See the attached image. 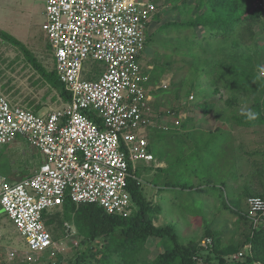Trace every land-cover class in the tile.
<instances>
[{
  "label": "rangeland",
  "instance_id": "obj_1",
  "mask_svg": "<svg viewBox=\"0 0 264 264\" xmlns=\"http://www.w3.org/2000/svg\"><path fill=\"white\" fill-rule=\"evenodd\" d=\"M262 8L264 10V5ZM159 12L161 20L154 24L152 33L167 22L181 20L178 14L169 13L166 6L158 8ZM45 21V0H0V30L21 43L19 47L0 38V93L12 105L25 109H29V102L42 105L39 114L64 105L58 93L50 89L31 66L24 50L30 51L47 71L55 69L54 51L43 30ZM194 32L173 31L162 35L157 31L159 34L154 37V42L147 44L141 64L153 80L148 89V104L154 127L144 130L143 135L155 161L138 162L137 176L152 205L150 214L156 227L174 226L183 245H199L207 238L208 230L221 232L227 244L241 239L239 224H234L236 211L246 213L250 197H264V81L259 74L264 69V22L253 25L254 33L242 30L238 35L240 48L230 44L225 54L214 53L218 47L225 48L222 41H210L209 38L208 42L203 41V30ZM186 37L192 39L190 49L193 45L196 59H199L191 68L184 57L185 51L174 48L177 45L186 50L180 42ZM208 43L212 51H209ZM213 55L217 63L236 67L231 76L233 84L236 83L235 89H227L225 83L219 82L216 85L219 91L214 92L210 76L203 72L207 58ZM196 67L198 73H194ZM152 68H155L153 72ZM102 69L101 63L87 61L84 79L88 71L96 74L91 79H98ZM163 80H171L166 90L160 88ZM243 107L258 113L257 119L247 121L241 115ZM182 108H186V112L181 123L185 117L191 120L185 129L177 130L179 125L174 117ZM29 110L34 111V108ZM161 126L169 130L162 131ZM194 128L197 130H190ZM192 155L197 159L195 166L190 164ZM44 162L43 153L24 139L0 147V174L10 183H14L17 175L35 174ZM160 163L171 168L173 180L178 181L180 171V183L193 189H171L164 185V180L159 182L162 189H156L151 174ZM46 215L55 217V223L48 228L55 252L29 254L25 240L0 209V226L4 234L0 243V264H71L81 254L87 256L88 264H105L101 261L107 238L84 243L73 222H64L61 208L51 209ZM168 243L172 245L170 241ZM163 251V241L150 238L138 259L151 262Z\"/></svg>",
  "mask_w": 264,
  "mask_h": 264
},
{
  "label": "built area",
  "instance_id": "obj_2",
  "mask_svg": "<svg viewBox=\"0 0 264 264\" xmlns=\"http://www.w3.org/2000/svg\"><path fill=\"white\" fill-rule=\"evenodd\" d=\"M156 13L148 0H45L43 30L71 100L39 114L12 105L0 93V147L24 139L45 156L39 170L19 182L0 174V209L29 254H54L45 216L66 200L96 204L121 218L132 215L129 183L142 185L137 163L155 161L143 135L154 121L141 62ZM87 61L103 65L98 79H84ZM259 74L264 81V69ZM170 81L163 80L160 88L168 89ZM178 119L180 126L182 115ZM248 219L253 230L264 229L263 198L248 199ZM3 238L0 226V243ZM243 257L244 252L233 256Z\"/></svg>",
  "mask_w": 264,
  "mask_h": 264
},
{
  "label": "trees",
  "instance_id": "obj_3",
  "mask_svg": "<svg viewBox=\"0 0 264 264\" xmlns=\"http://www.w3.org/2000/svg\"><path fill=\"white\" fill-rule=\"evenodd\" d=\"M152 3L157 7L154 24L161 20L158 8L162 6L168 7L169 13L178 14L181 17L179 21H170L161 25L157 31L162 32V35H164L173 31L180 33L188 30L195 33V30L202 29L203 35L201 40L207 41V38L210 41L220 40L223 46H225L224 49L221 47H218L220 49L216 48L214 53H227L228 45L230 44L232 47L240 48L241 42L238 38L240 32L244 29L252 32L253 25L264 22V10L262 8L264 0H152ZM156 32H153L148 37L147 44L154 42V37L159 34ZM194 35V38L198 39L196 34ZM0 38L15 46H21L18 40L1 30ZM160 38L163 40L162 36ZM181 40V46L186 48V50L178 48L177 45L174 48L178 49V51H185L186 55L184 57L187 60L189 68H191L199 60L195 56L196 50L193 48V45L192 49H190L191 44H193L192 39L186 37ZM24 50L27 56H29L28 61L31 66L39 73L43 81L50 89L58 93L64 103H68L71 100V95L60 81L56 70L47 71L44 66L38 63V60L30 51L25 48ZM212 50V46L209 45V51ZM207 59L203 72L208 73L210 76L214 92L218 93L219 87L217 86L219 82L225 83L227 89H235L236 83L233 84L231 76L235 73L236 67L217 63L218 60H216L215 55ZM220 68L221 70H219ZM154 70L155 68H152L151 72ZM198 70L196 67L194 73H198ZM94 73L93 71H88L86 79L96 80L91 79L96 75ZM146 74L149 77L147 86L151 87L150 85L153 84L152 77L148 73ZM230 101L231 99L228 102ZM27 107L29 109L34 108L33 112L35 113H39L42 109V105H35L34 102L27 103ZM184 112H186V108L178 110L174 118L178 119ZM205 112L208 113L207 110ZM190 120L187 117L176 129H185ZM192 156L194 157V155ZM190 160H192L191 165L194 161H197L196 157L190 158ZM177 163H180L179 158H177ZM193 166H195V163ZM160 171L163 172V183H165L166 187H181L183 190L193 189L187 184L180 183V171L178 172V181L173 180L170 167L161 169ZM129 192L135 209L128 218L109 215L102 207L96 204L76 205L70 200H66L61 207L64 222H73L78 233L83 237L84 243L92 242L99 238H107L108 242L105 246L101 262L105 264H264V229L253 230L252 224L248 219V211L246 213L236 211L235 214L237 221L234 224H239V231L242 232L239 241L231 240L225 244L221 232L208 230L207 238L205 239H211L212 245L204 246L202 242L199 245H183L180 243L174 226L156 227L154 225L150 214L152 205L146 199L141 185L131 180ZM261 198L264 199V197ZM49 216H45L48 228L55 223V217ZM150 238L162 240L164 251L153 261L142 262L138 259V256ZM169 241L172 244L171 246L168 243ZM239 252H244V257L238 260L234 259L233 256ZM86 259L87 256L81 254L76 257V262L71 264H88L89 262H86Z\"/></svg>",
  "mask_w": 264,
  "mask_h": 264
},
{
  "label": "crops",
  "instance_id": "obj_4",
  "mask_svg": "<svg viewBox=\"0 0 264 264\" xmlns=\"http://www.w3.org/2000/svg\"><path fill=\"white\" fill-rule=\"evenodd\" d=\"M206 129H208V127H206ZM206 129H205V131H206ZM190 130H197V128L190 129ZM209 130H211V128H209ZM188 140H190V138ZM159 167L161 169H164V168H166V164L165 163H160L158 166L155 167L156 171L154 170L153 173L151 174L152 183L155 184V188L158 189V190L162 189V187L160 186V184H162V183H159V182H162L163 181V174H162L163 172L160 171L161 169H159ZM137 170H138V168H137ZM136 173H137V171H136ZM19 178H24V177H21L20 175H17V176L14 177V181H18Z\"/></svg>",
  "mask_w": 264,
  "mask_h": 264
},
{
  "label": "clouds",
  "instance_id": "obj_5",
  "mask_svg": "<svg viewBox=\"0 0 264 264\" xmlns=\"http://www.w3.org/2000/svg\"><path fill=\"white\" fill-rule=\"evenodd\" d=\"M241 115L245 116L249 122L255 121L258 117V113L254 112L251 108L243 107L241 109Z\"/></svg>",
  "mask_w": 264,
  "mask_h": 264
},
{
  "label": "water",
  "instance_id": "obj_6",
  "mask_svg": "<svg viewBox=\"0 0 264 264\" xmlns=\"http://www.w3.org/2000/svg\"><path fill=\"white\" fill-rule=\"evenodd\" d=\"M21 179H22V178H19V179H18V182L21 181Z\"/></svg>",
  "mask_w": 264,
  "mask_h": 264
}]
</instances>
